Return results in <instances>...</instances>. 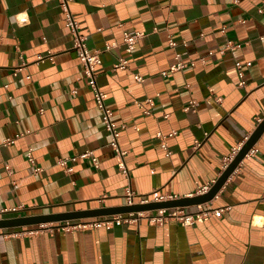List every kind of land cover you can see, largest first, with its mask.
I'll list each match as a JSON object with an SVG mask.
<instances>
[{
	"label": "crops",
	"instance_id": "0c3cea01",
	"mask_svg": "<svg viewBox=\"0 0 264 264\" xmlns=\"http://www.w3.org/2000/svg\"><path fill=\"white\" fill-rule=\"evenodd\" d=\"M262 1L0 0V210L20 206L0 218L119 206L128 186L181 198L215 183L264 119ZM68 12L88 48L100 50L97 82L129 175L73 47ZM131 30L142 36L128 55ZM176 52L195 64L171 71ZM124 55L129 66L113 70ZM237 61L252 62L243 77ZM86 150L97 164L60 163ZM181 207L191 224L168 207L135 212L137 221L74 219L70 230L67 221L0 229V264H264V131L212 200Z\"/></svg>",
	"mask_w": 264,
	"mask_h": 264
},
{
	"label": "built area",
	"instance_id": "2783aa9c",
	"mask_svg": "<svg viewBox=\"0 0 264 264\" xmlns=\"http://www.w3.org/2000/svg\"><path fill=\"white\" fill-rule=\"evenodd\" d=\"M263 11H264V0L262 1V5L259 8V12H263ZM66 20H67V26L70 27V29L74 35L73 47L76 50L77 55L80 59V62L83 66V71H84V74L86 76L87 84L90 86V88L92 89V91L94 93L96 105L102 110L103 120L105 122L106 129L110 134V145L114 149L115 154L118 158V167L124 174L129 175V169H128V166H127L125 159H124V155H125L126 151H124L121 148L120 143H119V137L121 134L120 128H118L116 126V124L113 122V120H112L113 112L110 108H108L106 106V104H105V93L100 89L98 82H97V71H96V69H97V66L102 63V59L100 56V50H90L88 48V46L85 42L86 41L85 37L78 33L77 21L73 18V16L69 12L67 13ZM141 36H142V33L139 31H136V30L124 31L122 44H123L125 51L128 55L132 54V52L134 51L136 44H137V42ZM115 45H117L116 42H106L105 43V49H107V50L111 49ZM168 45L171 48H176L178 43L174 38H172V36H169ZM128 55H124V56L119 57L117 62L114 63V65H113V70L127 68L129 66ZM43 57L44 56H39L40 59H44ZM174 59H175V62L170 66L171 71H177V70L183 69L189 63L191 65L195 64L194 61L189 62V63L184 61L182 59V53H180V52L175 53ZM23 64H25V63H23ZM245 64L247 66H250L252 64V62H246V63H243L241 61L236 62V66L239 70V76L240 77H243L244 73H243L242 68ZM19 69H20V67H17L14 70L15 75H16V71ZM134 77L139 82H143L145 80V78L140 74H135ZM192 104H194V102H191V105ZM17 136H19V134H17ZM157 136L162 141L161 146L166 151V155L170 156L172 154V152L169 149L167 142L165 141L166 135H164L162 132H158ZM14 141H15V138H6L3 140V144L4 145L12 144V143H14ZM242 146H243V144L239 145L237 148H234V152H233L234 155H231V156L226 158L225 168L233 160L234 156L238 153V151L241 149ZM252 150H253V148L250 151H252ZM78 157L92 158L93 162L95 164H97V158L94 156L93 150H86L78 156H72V157H69L66 159H62L60 161V163L66 167L67 159H70L72 161H76ZM27 158H28L29 162L34 166V172L35 173H38L39 171L42 170L41 167L35 165V158L33 156V151L31 148H29L27 151ZM67 170L72 171L73 167H67ZM213 183L202 186V188L198 192V195L208 192L210 190V188L213 186ZM136 196L139 197L138 203H142V204L149 203V202L172 200L174 198H177V196L171 195L168 193H155L154 196L150 198V197L142 195V194L141 195L137 194V192L134 189H132L131 186H128L126 189V192H125L127 204L136 203L135 202ZM19 208H20V206L12 207V208H4V209L0 210V216L4 215L6 213L17 211ZM162 210L165 211L164 208ZM139 214H141V212H138V215ZM217 214H219V211H217ZM170 215L173 217H177V218L181 219L185 224H191L193 222V219H194L193 214L185 212L184 209H182V207H179V206L176 207V209ZM115 217H116L117 221H133V220L137 221L138 220V217L137 216L135 217V212H130V213H126V214H117V215H115ZM164 218H165L164 215L152 216L151 220L157 222V221H163ZM67 223H68V225L64 227L67 230H70L72 227L76 226V224H74V225L69 224V221H67ZM96 224L99 225L98 222ZM86 225H87L86 223H80V224L78 223L77 226H86Z\"/></svg>",
	"mask_w": 264,
	"mask_h": 264
},
{
	"label": "water",
	"instance_id": "95a60500",
	"mask_svg": "<svg viewBox=\"0 0 264 264\" xmlns=\"http://www.w3.org/2000/svg\"><path fill=\"white\" fill-rule=\"evenodd\" d=\"M264 131V119L256 127L253 133L249 136L246 142L243 144L238 153L234 156L233 160L225 168L224 172L213 184L210 190L204 194L181 197L172 200L149 202V203H134V204H123L119 206H105L100 208L76 210L60 213L50 214H38L32 216H14V217H1L0 218V229L22 227L28 225H40L44 223H54L60 221H70L74 219H83L99 216L117 215L130 212H140L146 210L188 206L199 203H206L212 200L218 191L221 189L223 184L226 182L228 177L237 168L239 163L245 158L249 151L254 147L255 143Z\"/></svg>",
	"mask_w": 264,
	"mask_h": 264
},
{
	"label": "rangeland",
	"instance_id": "374dc122",
	"mask_svg": "<svg viewBox=\"0 0 264 264\" xmlns=\"http://www.w3.org/2000/svg\"><path fill=\"white\" fill-rule=\"evenodd\" d=\"M13 213H10V214H6V215H12Z\"/></svg>",
	"mask_w": 264,
	"mask_h": 264
}]
</instances>
